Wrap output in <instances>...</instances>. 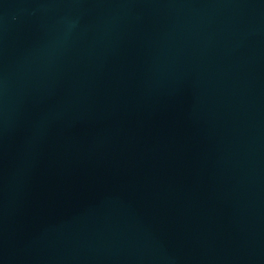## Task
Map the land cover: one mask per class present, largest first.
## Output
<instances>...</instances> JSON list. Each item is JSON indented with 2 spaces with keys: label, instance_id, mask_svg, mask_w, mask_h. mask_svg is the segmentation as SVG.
<instances>
[{
  "label": "water",
  "instance_id": "obj_1",
  "mask_svg": "<svg viewBox=\"0 0 264 264\" xmlns=\"http://www.w3.org/2000/svg\"><path fill=\"white\" fill-rule=\"evenodd\" d=\"M0 264H264V0H0Z\"/></svg>",
  "mask_w": 264,
  "mask_h": 264
}]
</instances>
